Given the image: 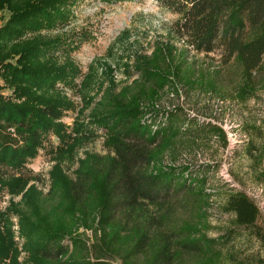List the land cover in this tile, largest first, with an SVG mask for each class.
I'll use <instances>...</instances> for the list:
<instances>
[{"label": "trees", "instance_id": "trees-1", "mask_svg": "<svg viewBox=\"0 0 264 264\" xmlns=\"http://www.w3.org/2000/svg\"><path fill=\"white\" fill-rule=\"evenodd\" d=\"M157 1L178 15L173 35L187 48L176 57L174 45L141 57L135 65L137 79L120 91L105 92L87 124L75 121L81 137L103 129L108 151L86 155L74 176L55 166L47 194L32 186L13 205L33 264H264V225L254 198L227 189L220 208L233 215L232 223L212 236L211 209L218 195L209 175L212 166L165 162L170 153L177 159L180 146L194 150L216 140L226 146V130L182 105L158 104L164 92L176 89V80L190 90L221 94V69L211 74L199 71L195 61L188 66L189 49L206 55L220 49L222 67L235 62V99L245 101L264 90V0ZM76 3L0 0V20L5 19L2 11L8 12L0 27V74L17 96L27 98L18 103L0 95V161L9 166L18 167L35 154L42 132L62 127L53 121L66 101L49 89L79 73L72 61L61 64L44 57L65 39L20 37L67 24ZM247 126L250 171L264 188V127ZM25 185L17 178L13 191H23ZM16 243L8 225L6 234L0 233V256L9 257L14 250L16 261Z\"/></svg>", "mask_w": 264, "mask_h": 264}, {"label": "rangeland", "instance_id": "rangeland-1", "mask_svg": "<svg viewBox=\"0 0 264 264\" xmlns=\"http://www.w3.org/2000/svg\"><path fill=\"white\" fill-rule=\"evenodd\" d=\"M2 14L5 19L0 20V27L8 18V12L2 11ZM177 17L160 6L157 0H77L67 24L53 30L28 32L20 37L21 41L35 36L65 39L66 43L50 49L44 57L61 64L72 61L79 73L70 82L57 81L49 89V94L59 95L66 101L64 105L67 107H62L59 117L53 121L62 127L57 129L53 125L42 132L35 154L22 165L13 167L0 161V233L6 234L9 225L17 240L16 261L12 260L14 250H10L9 257L0 256V264H33L23 247L19 217L14 214L13 205L21 203L24 192L32 186L41 194H47L55 166L60 165L65 173L74 176L86 155L108 151L103 129H98L93 137H81L74 130L75 121L87 124L105 92L120 91L137 79L139 72L135 65L141 57L152 56L157 49H166L169 45H174L173 55L176 57L187 48L173 35L172 24ZM220 57V49L209 55L189 49L185 55L187 65L195 61L199 71L209 73L221 69L222 76L217 84L221 94L200 87L190 90L176 80L178 91L164 92L158 100L160 106L182 105L191 115L212 120L226 130V146L217 140L194 150L180 146L177 159L172 153L165 157L166 163L176 165L191 164L198 169L201 165L205 168L206 165L212 166L209 175L215 180L213 191H218L210 216L212 228L209 234L212 236L224 232L232 223L233 215L220 208L230 187L244 190L254 198L261 210L260 222L264 225V188L254 180L250 159L245 152L251 137L247 125L256 123L264 127V90H258L255 97L245 101L235 99L232 90L239 81L238 67L235 62L222 67ZM36 92L43 93L42 90ZM0 95L18 103L27 100L26 96H17L1 74ZM254 137L259 143V138ZM20 177L25 180V188L20 192L13 191L14 182ZM85 236L88 240L93 238L91 231ZM236 244L240 245V241ZM4 245L9 250L7 237Z\"/></svg>", "mask_w": 264, "mask_h": 264}]
</instances>
